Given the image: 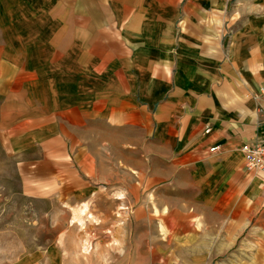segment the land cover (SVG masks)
Returning a JSON list of instances; mask_svg holds the SVG:
<instances>
[{"label":"crops","instance_id":"crops-1","mask_svg":"<svg viewBox=\"0 0 264 264\" xmlns=\"http://www.w3.org/2000/svg\"><path fill=\"white\" fill-rule=\"evenodd\" d=\"M262 94L264 0H0L2 137L39 165L63 150V197L99 195L81 166L99 179L101 149L128 167L141 252L264 258V175L241 153Z\"/></svg>","mask_w":264,"mask_h":264},{"label":"rangeland","instance_id":"rangeland-1","mask_svg":"<svg viewBox=\"0 0 264 264\" xmlns=\"http://www.w3.org/2000/svg\"><path fill=\"white\" fill-rule=\"evenodd\" d=\"M53 151L58 154L53 163L39 165L35 161L44 160L47 150L12 153L0 133V264H188L180 254H165L162 245L140 251L139 230L127 228L119 193L129 185L128 167L101 149L99 179L90 164L81 166L83 187L99 195L63 197V150ZM83 206H88L84 227L74 220ZM259 256L254 264H264ZM233 258L227 263H253Z\"/></svg>","mask_w":264,"mask_h":264},{"label":"built area","instance_id":"built-area-1","mask_svg":"<svg viewBox=\"0 0 264 264\" xmlns=\"http://www.w3.org/2000/svg\"><path fill=\"white\" fill-rule=\"evenodd\" d=\"M259 114L261 116V132L242 145L241 153L244 157L245 167L249 172L264 175V94L259 100ZM216 150L217 148H212L211 152Z\"/></svg>","mask_w":264,"mask_h":264},{"label":"bare ground","instance_id":"bare-ground-1","mask_svg":"<svg viewBox=\"0 0 264 264\" xmlns=\"http://www.w3.org/2000/svg\"><path fill=\"white\" fill-rule=\"evenodd\" d=\"M85 205V204H84ZM87 211H88V206H83L81 209H80V212H78V215H80V216H78V217H76L74 220L76 221V222H79L82 226L84 225V222H86V220H83V216L84 215H86V213H87ZM80 213V214H79ZM89 217V216H88ZM91 217V216H90ZM91 218H93V217H91ZM89 219V218H88ZM95 221V220H94ZM93 221V222H94ZM84 227V226H83Z\"/></svg>","mask_w":264,"mask_h":264}]
</instances>
